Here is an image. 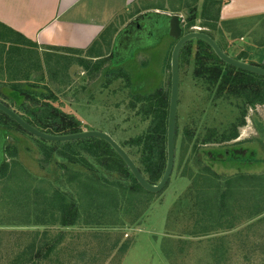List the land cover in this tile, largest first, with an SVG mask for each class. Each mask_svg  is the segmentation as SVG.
Here are the masks:
<instances>
[{"label":"trees","instance_id":"16d2710c","mask_svg":"<svg viewBox=\"0 0 264 264\" xmlns=\"http://www.w3.org/2000/svg\"><path fill=\"white\" fill-rule=\"evenodd\" d=\"M226 1H203L202 17L213 20L205 26L210 27L208 35L215 41V35L221 36L217 24L220 8ZM214 4L213 15L210 8ZM233 21L243 20H222L221 24L227 28V24ZM0 28L5 32L0 40V71L4 74H0V79L6 77L7 88L20 99V103L16 104L22 112L20 116L48 133L79 132L78 120L46 101L54 92L47 89L50 95L45 97L42 91H38L39 82L56 75L59 70L56 69L57 62L51 58L69 57L75 52H61L59 47L41 50L36 43L11 29L1 24ZM230 28L233 36L242 34L241 24ZM197 41L209 47L205 41ZM211 52V55H206L209 64L214 67L220 62L225 67L220 64L213 70L209 65L202 64L199 71L208 70L211 76L214 73L209 81L212 86L217 83L215 93L218 96L225 94V99L235 97L241 103L236 105L239 115L231 125L232 130L222 134V141H228L238 137L237 128L245 124L248 109L264 104V77L232 67ZM260 55L261 60L264 50ZM236 58L245 59L244 53L237 54ZM228 70L234 74L231 75ZM27 83L32 89L23 87ZM49 83L47 79L46 84ZM146 107L145 111L152 114L154 120L144 133L130 140L129 144L143 148L144 169L141 173L149 183H155L161 178L166 165L167 96L160 91L148 97ZM4 120L21 128L0 111V124ZM252 121L257 132L264 135V125L257 114ZM36 139L45 145L41 163L49 164L53 159L50 157L53 148H58V172L50 181L40 177V181L49 186L48 189L32 186L33 181L31 185H23L17 181L19 174L26 172L29 177L32 174L17 160L14 146L5 148L10 160L0 167V264H78L75 261L76 252L80 253L88 245V238L102 243L107 238L109 250L122 244L118 253L125 254L131 241H122L124 233L120 228L139 224L145 204L156 193L144 190L136 182L123 160L103 139L92 137L66 142ZM207 142H211L209 137L202 144ZM48 143L54 147L47 148ZM198 145L194 143L190 147L189 167L183 165L182 174L189 178L190 184L167 213L165 229L172 234L164 237L163 246H177L175 258L179 256L181 264H231L235 252L230 248L231 238L238 235L233 230L243 223L240 232H246V235L238 236L240 244L247 246L243 259L246 264H264V172L238 170L226 176L217 173L210 164L201 161ZM188 146L177 147L179 166L184 162ZM98 172L102 174L99 176ZM9 184H12L11 188ZM211 188H215L213 193ZM20 197L25 198L26 204L21 202ZM14 198L18 203L13 206L11 199ZM11 206L17 208L18 217H8ZM24 210H29L30 215L21 217ZM77 244L83 248H77ZM100 250H104L102 244L94 245V251ZM84 259L79 260H83L81 263L90 262ZM173 261L176 262L175 259Z\"/></svg>","mask_w":264,"mask_h":264},{"label":"rangeland","instance_id":"374dc122","mask_svg":"<svg viewBox=\"0 0 264 264\" xmlns=\"http://www.w3.org/2000/svg\"><path fill=\"white\" fill-rule=\"evenodd\" d=\"M203 1L145 0L130 5L115 18L114 31L117 32L116 37L118 36L116 39L118 45L116 44L115 49L113 48L114 33L109 42L102 46L94 44L93 46L98 49L96 51L90 48L87 52L74 51L75 53H70L69 57L60 59L52 57L51 59L57 62L56 69L59 70L56 75L52 74L50 78L41 80L38 84V91H42L43 95L47 97L50 95L47 89L50 88L54 93L46 98V101L78 120L80 131L98 130L109 134L128 153L142 172L144 169L142 164L143 148L132 146L129 141L144 133L154 120L152 114L145 111L148 97L160 91L167 96L168 118L170 57L176 43V39L168 35L169 18L172 15L179 16L183 34L193 31L208 34L211 29L205 26V23H213V20H206L202 17ZM210 9L214 15L215 4ZM221 21L220 19L217 24L221 36L215 35L218 46L231 57L236 58L237 54L244 53L245 59L240 60L261 65L263 58L260 60V54L264 50V16L237 21L236 23L241 24L243 29H240L242 34L235 36H233V30L230 27L233 28L239 24L237 25L233 21L225 28ZM132 22L143 25L141 26L143 30L140 32L145 34L149 31H157L158 37L142 43L140 46L134 45L133 37L136 31L135 24H131ZM3 32L0 28V40L5 34ZM209 47L200 44L197 39H193L186 42L180 50L173 170L165 187L145 204L140 223L128 224L126 222L128 226L120 228L124 233L122 241H131L127 244L125 254L118 253V248L122 244H117L109 250L110 243L107 238L103 239L104 243L88 238L86 243L88 245L80 253L76 252L78 256L75 257V261L79 262L78 264H181V258L179 256L175 258L177 246H163L162 240L172 234L165 229L167 213L175 200L190 184L189 178L182 173H184L183 165L189 167V150L194 143L199 144L198 151L201 161L210 164L217 173L226 176L238 170L251 173L264 172V135L257 132L252 121V118L257 114L258 120L264 125V104H257L252 109H248L245 124L237 128L238 137L236 139L222 141V134L232 130L231 125L239 115L236 105L241 103L240 99L235 97L225 99V94L218 96L215 93L217 83L212 86V82L209 81L214 73L211 76V72L208 70L199 71V66L202 64L209 65L213 70L217 65H223L220 62H217L214 67L209 64L207 61L209 57H206L207 54H212V49ZM60 49L61 52L69 51L64 47ZM95 54L98 55L95 57ZM80 59L81 62H79ZM222 71L224 72V69ZM227 72L231 75L234 74L232 70ZM0 74L4 76L2 70ZM5 78L0 79V101L20 115L22 112L16 107V104L20 103V99L7 88L6 83L8 82H5ZM47 79L50 82L48 85L46 84ZM27 82L33 83L32 81ZM11 83L12 80H10ZM28 83L23 87H28ZM28 89H32V87H28ZM206 137H209L211 142L202 144ZM181 145L189 146L184 162L179 166L177 147ZM7 146L16 148L17 160L32 174L29 177L26 172H21L17 181L23 185L34 183L32 186L39 187L38 189L41 190L48 189L49 186H45L44 182L40 181V177L49 181L55 177L58 172V148H53L50 154L53 159H50L49 164L41 163V159L45 155V145L37 141L36 137L4 120L0 124V167L3 162L10 160L5 152ZM49 147L54 146L49 144L47 148ZM234 149L239 152L223 155L224 151H233ZM98 173L99 176L102 174ZM160 179L151 184H157ZM10 186L12 184H9ZM21 188H23L22 185ZM214 189L211 188L212 193ZM11 192L13 193V191ZM20 200L26 204L25 198L20 197ZM17 203V199H11L13 206ZM13 206L7 213L8 217L16 218L19 215L17 208ZM24 212L21 217L30 215L28 214L29 210H24ZM242 226L243 223L236 226L237 230H233L234 234L238 235H233L231 238L230 248L235 250L231 264H246L242 254L247 246L243 247L238 239L239 235H246V232H240L243 229ZM99 244L104 246V250L94 251V245ZM79 246L77 244V248H83ZM84 257V261L89 260L92 263H81L83 260L79 259ZM174 259L176 262L173 261ZM256 261L258 260L254 262Z\"/></svg>","mask_w":264,"mask_h":264},{"label":"crops","instance_id":"0c3cea01","mask_svg":"<svg viewBox=\"0 0 264 264\" xmlns=\"http://www.w3.org/2000/svg\"><path fill=\"white\" fill-rule=\"evenodd\" d=\"M143 1L0 0V24L36 43L41 50L64 47L73 51L87 52L90 48L96 51L94 44L102 46L115 33V18L130 5ZM261 16H264V0H227L220 8L221 20ZM114 37L115 49L118 36Z\"/></svg>","mask_w":264,"mask_h":264},{"label":"water","instance_id":"95a60500","mask_svg":"<svg viewBox=\"0 0 264 264\" xmlns=\"http://www.w3.org/2000/svg\"><path fill=\"white\" fill-rule=\"evenodd\" d=\"M168 35L177 40L170 57V97L168 107V118L166 128V165L163 175L157 184H151L141 173L135 162L128 153L107 133L98 130H84L76 133L67 134H52L42 131L35 126L25 121L15 110L0 101V111L10 117L17 125L30 135L49 142H66L82 140L87 138H100L105 140L112 149L118 154L123 162L128 167L136 182L146 191L151 193L160 192L168 182L174 166V139H175V124L176 112L178 104L179 92V54L183 45L193 39H201L205 41L212 49L214 54L224 63L240 70L247 71L264 77V57L261 65H255L226 54L207 33L201 31H193L183 34L181 20L179 16L172 15L168 22Z\"/></svg>","mask_w":264,"mask_h":264},{"label":"flooded vegetation","instance_id":"af4514ba","mask_svg":"<svg viewBox=\"0 0 264 264\" xmlns=\"http://www.w3.org/2000/svg\"><path fill=\"white\" fill-rule=\"evenodd\" d=\"M131 24H133V22ZM134 24L133 25H134L135 31H136V34L133 37L134 45L140 46V45H142V43L149 42L151 39L153 40L154 38L156 39L158 37V32L157 31H153V32L149 31V32H146V34H145L144 32H140V30H143V28L141 27L143 25H141L139 23H136V22H134ZM176 42H177V40H176ZM117 45H118V43H117ZM231 152L237 153V152H239V150H235L234 149L233 151H224L223 155L227 156ZM247 164H250V163H247ZM247 164H244V165H247Z\"/></svg>","mask_w":264,"mask_h":264}]
</instances>
